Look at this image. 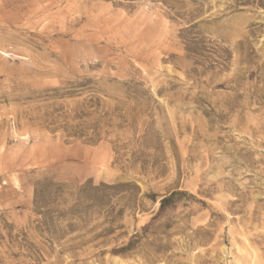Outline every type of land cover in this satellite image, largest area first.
Masks as SVG:
<instances>
[{"label":"rangeland","instance_id":"obj_1","mask_svg":"<svg viewBox=\"0 0 264 264\" xmlns=\"http://www.w3.org/2000/svg\"><path fill=\"white\" fill-rule=\"evenodd\" d=\"M0 264H264V0H0Z\"/></svg>","mask_w":264,"mask_h":264}]
</instances>
